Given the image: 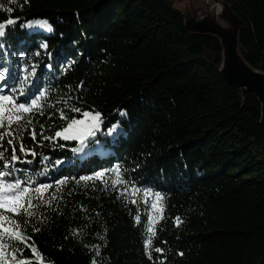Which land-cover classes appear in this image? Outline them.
I'll use <instances>...</instances> for the list:
<instances>
[{"label":"trees","instance_id":"trees-1","mask_svg":"<svg viewBox=\"0 0 264 264\" xmlns=\"http://www.w3.org/2000/svg\"><path fill=\"white\" fill-rule=\"evenodd\" d=\"M181 1L0 0V21L18 18L0 38V66L17 71V41L28 33L25 62L37 72L31 84L16 87L37 95V88L47 90L40 101L44 114L34 109L26 115L36 141L30 131L22 134L38 155L33 165H17L29 169L18 175L30 176L31 187L52 185L45 193L51 203L37 207L30 222L20 217L45 264H90L93 258L98 264H264L261 103L224 78L220 40L190 33ZM226 1L245 23L242 55L264 71V0ZM33 19H47L54 31L28 28ZM45 40L48 49L38 48ZM70 106L103 115V128L85 151L74 152L79 142L62 138L37 143L41 124L45 135L66 125L59 110L79 115ZM111 124L119 125L118 135L107 133ZM20 142L18 135L17 154ZM117 164L132 182L127 193L112 186V173L107 185L76 179L56 185L65 176L78 179ZM133 185L141 189L136 196ZM145 188L164 194L163 213L150 212L153 197L145 205ZM148 215L156 216L151 225ZM149 227L155 230L152 259L143 244Z\"/></svg>","mask_w":264,"mask_h":264},{"label":"snow or ice","instance_id":"snow-or-ice-1","mask_svg":"<svg viewBox=\"0 0 264 264\" xmlns=\"http://www.w3.org/2000/svg\"><path fill=\"white\" fill-rule=\"evenodd\" d=\"M15 0H10V3ZM3 8V5H0ZM8 12L13 11L12 8L7 9ZM18 18H8L0 21V38L6 37V29L8 26H14ZM28 28H42L48 31H54L53 25L47 19H33L27 21ZM29 42V34L25 33V36L19 38L18 44V56L21 58L16 62L17 71L14 73L13 70L7 66L2 67L0 71V264H33L36 261L37 264H45L44 256L33 241L32 236L28 235L23 224L25 220L20 217H26L27 221L36 215L35 209L41 204L49 205L51 199H49L45 193L52 188L51 184L39 183L38 186L31 187L32 180L28 176L25 179H21L18 174L23 175L29 171L28 168H19L18 164L33 165L35 158L38 153L34 147L26 146L23 143L22 134L25 131H30V136L33 141H36L37 132L35 126L30 130L29 125H33V120L30 114L34 109L40 111V115H43V104L40 103L41 99L46 97L47 90L37 88V93H31L28 91H21L20 88L16 87L17 84L22 82L32 83L31 77L36 75L37 69L33 65L29 68L28 63L25 62L27 53L24 50ZM38 48L44 50L48 49L47 41L40 43ZM36 52V55H39ZM48 56L52 53L48 52ZM48 68H52V64L47 65ZM12 80V84L8 83V80ZM83 81L80 82L78 87H83ZM23 97L22 100L17 97ZM66 99L71 100L72 97ZM69 110L72 113L79 115L67 116L64 110H59V115L62 120L66 121V125L57 129L53 135H45V126L40 125V141L37 143L42 144L44 141H52L57 138H62L64 141H78L79 146L72 150L76 153H83L86 146L90 142V138H95L97 133L103 128V115L98 110L81 109L77 106H70ZM126 114V110L123 111ZM109 135L119 134L121 129L118 124H111L106 129ZM21 136V142L19 143V154H17V146L15 143L16 137ZM6 144L11 148L10 154L6 155L8 148ZM64 145H60L63 147ZM29 156L32 159H29ZM47 155L42 156V160H48ZM56 164H60L61 161L57 160ZM109 173L113 174L111 184L114 188L122 186L118 191L123 194L129 191V185L132 183L127 180L124 175V170L121 165L117 164L114 168L107 169L102 168L98 171H94L91 175H84L77 178L65 176L62 180H57L56 185L59 186L64 184L69 179H76V182L100 180L107 185L104 178ZM141 189L136 186H132L131 192L133 196H136ZM145 196V205H148L147 197L152 196L153 200L150 204V212L157 215L163 213L164 208L161 203L164 200V194L162 192H153L151 188L143 189ZM52 198H55L53 195ZM132 204H136L137 200L132 199ZM148 224L154 223L156 216L148 215L146 217ZM134 220L139 223L141 221V215H135ZM177 226L182 222L180 217H175ZM33 231L39 232V228H33ZM154 229L149 227L147 232L149 233L143 240L145 251L152 259V252L149 250L153 243L152 233ZM23 245V247H20ZM25 249H30V255L25 257L23 255ZM156 253H163L165 250L161 247H155ZM181 256L183 252L179 253ZM97 255L99 252L97 251ZM90 264H98L97 260L93 258ZM163 264V262H161Z\"/></svg>","mask_w":264,"mask_h":264},{"label":"water","instance_id":"water-1","mask_svg":"<svg viewBox=\"0 0 264 264\" xmlns=\"http://www.w3.org/2000/svg\"><path fill=\"white\" fill-rule=\"evenodd\" d=\"M204 11L183 13L187 30L197 35L217 37L223 48L221 73L235 89L253 93L261 103V123L264 125V71L253 67L240 51V35L245 23L226 0H205Z\"/></svg>","mask_w":264,"mask_h":264},{"label":"rangeland","instance_id":"rangeland-1","mask_svg":"<svg viewBox=\"0 0 264 264\" xmlns=\"http://www.w3.org/2000/svg\"><path fill=\"white\" fill-rule=\"evenodd\" d=\"M210 3V0H207ZM177 7L186 12L187 10L198 9L200 12L206 9L205 0H182ZM2 71V70H0Z\"/></svg>","mask_w":264,"mask_h":264}]
</instances>
